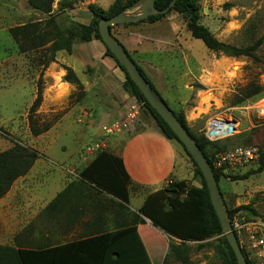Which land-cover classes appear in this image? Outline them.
Masks as SVG:
<instances>
[{
  "label": "rangeland",
  "instance_id": "rangeland-1",
  "mask_svg": "<svg viewBox=\"0 0 264 264\" xmlns=\"http://www.w3.org/2000/svg\"><path fill=\"white\" fill-rule=\"evenodd\" d=\"M114 1L97 0L94 3L107 10ZM195 1L200 15L199 23L207 27L217 40L239 48L256 44L255 54L260 61H264V0ZM89 3L93 2L76 1L71 8L61 12L57 10L58 4L57 7L52 6L51 13L64 37L70 34L73 38L71 52L63 49L55 51L50 61H47L50 55L47 47L50 43L43 48L20 52L9 34L11 27L45 20L48 18L47 13L37 11L22 1L13 2L14 7L0 6V152L17 143L31 147L40 154L27 176L22 182L16 181L14 192L8 195L12 203L17 201V191L26 188L39 197L38 203L47 204L74 181L80 169L91 160L92 157L85 158L84 150L91 141L101 135L102 125L123 117L134 102L140 106L135 120L123 131L111 136L107 149L113 151L110 143L114 145L117 137L133 131V126H156L146 109L123 89L124 72L112 58L105 55L103 44L80 42L74 37L78 29L77 24H88L92 19V14L87 8ZM138 7L126 11V14L137 13ZM165 17L160 24L146 27L145 30L147 36L155 38L151 42L152 45L160 47L164 52L160 62L161 70L150 71L159 85L162 98L170 105L165 94L168 90L175 94L178 102L185 101L184 112L193 110L189 115L190 119L196 117L193 112L197 113V116L199 113H206L207 116L194 123L190 122V129L196 136L201 133L204 135L208 122L215 123L218 119L235 121L232 134L219 138L217 144L208 146L212 159L215 154L236 147L254 146L259 150L263 149L264 114L257 109V105H264L262 62L246 56L231 57L221 51L208 50L201 40L190 35L186 26V14L172 10ZM169 27H173L175 31L172 32ZM124 28L127 29V25H113L111 33L127 46L128 53L132 54L131 57L137 62V55L132 47L139 42V37H130L129 33L122 30ZM160 37L161 43L156 41V38ZM65 68L73 71L79 85L66 81L71 84L70 91L62 97L58 96L60 98H55L51 95L50 74L54 75V70L57 69L64 70L66 74ZM161 71L171 79H164ZM247 86L249 90L258 86L260 90L258 94L239 102L243 97L242 90ZM38 91L41 92V102L31 111L30 107ZM203 98H207V101L202 106L200 103ZM204 109L206 111H203ZM29 120L34 121L38 128L44 125H48V128L34 135ZM223 144L226 145V150L216 149ZM181 151L184 153L182 149ZM256 161L252 160L235 169H226L223 173L241 175L255 168ZM187 163L182 172V181L189 186H199L200 182L193 173L192 163L189 160ZM69 169H74L73 174L68 172ZM219 188L227 210L240 206L248 207L237 211L245 217H258L264 221V169L244 180H221ZM139 202V196L132 197L128 206L137 209ZM29 219H32L31 216L25 218L24 222L31 223L32 220L28 222ZM42 219L41 230L36 228L30 231L32 240L37 230L41 235L42 244L47 245L81 237L80 230L74 226L67 227L62 221L52 225ZM113 222V218H110L106 229L116 227ZM1 226L0 239L10 242V237L15 231H7L6 217ZM138 232L144 240L151 264H181L173 259L168 251L169 245L176 242L175 237L160 232L147 221L138 225ZM218 237L209 238L200 244L189 243L187 264H224L214 250ZM246 244L247 242L240 246L246 256L254 264H264Z\"/></svg>",
  "mask_w": 264,
  "mask_h": 264
},
{
  "label": "trees",
  "instance_id": "trees-1",
  "mask_svg": "<svg viewBox=\"0 0 264 264\" xmlns=\"http://www.w3.org/2000/svg\"><path fill=\"white\" fill-rule=\"evenodd\" d=\"M53 1L27 0L31 8L47 13L48 18L15 25L9 29V34L15 41L18 51L27 52L36 48H43L50 43L47 47L50 53L47 61L52 60L55 51L63 49L69 53L71 52V39L73 37L70 34H68V37H64L62 29L55 22L51 13ZM76 1L82 0H59L58 12L71 8ZM140 1L125 0L122 2V0H115L107 10L89 3L87 8L92 14V19L88 24L78 23V29L74 33V37L80 42L98 40L103 44L98 31L99 19L128 10L133 6H137ZM171 1L155 0L154 5L157 10L162 11ZM172 10L180 14H186V26L190 35L195 39L201 40L208 50L221 51L231 57L246 56L254 61L262 62L264 67V61H260L255 54L256 44L243 48L225 44L217 40L207 27L200 24V15L195 0H174L173 5L165 13H154L145 19L125 23L124 25L130 26L145 22L154 23L164 18ZM112 26H110V30ZM103 46L105 47L104 44ZM105 55L112 58L124 72L123 89L146 109L160 132L167 139L175 140L182 147L193 165V173L198 177L200 185L189 186L182 180H170L165 187L149 193L141 207L133 212L128 207V192L131 181L122 157L112 154L108 149L99 150L80 169L78 177L71 181L43 209L46 219H54L57 224L62 221L67 227H72L73 222H76L74 221L75 216L77 218L81 214L82 211L80 213L77 212L78 206H83V208H86L85 210H89V219L83 223L80 231L81 237L58 244H41L35 248L15 249L13 246L0 245V264H151L145 245L137 230V225L142 222L145 223L147 218L150 220V226L176 238V242L169 245L168 251L173 256V259L179 263L187 264L189 262V243L199 242L200 244L209 238L219 236L214 246L216 254L222 258L224 264H237L236 258L222 234L218 218L210 203L205 180L198 166L174 132L150 106L125 69L106 47ZM128 55L131 57L129 53ZM132 60L134 61L133 58ZM135 64L153 92L163 99L147 74L136 62ZM65 69L66 74L63 76V80L79 85V81L73 71L69 68ZM259 90L258 86L251 90L247 86L242 90L243 97L239 99V102L243 101L244 98H250L258 94ZM40 102L41 92L38 91L30 110L33 111ZM165 104L172 110L177 120L201 149L211 166L218 186L221 180H244L251 174L262 172L264 169V148L259 150L255 168L241 175H228L224 174L222 169H215L212 165L211 152L208 150V146L217 144L218 139L215 140V143L214 141H209L203 133L196 136L188 126L183 111H175L166 102ZM29 124L34 135L40 134L48 128V125L38 128L32 120H29ZM216 149L219 151L226 150V145L223 144ZM39 157L40 154L35 149L17 143L0 152V198L9 191L17 178L27 174ZM219 194L222 198L220 188ZM82 198L85 200L84 203L81 201ZM222 201L228 220L232 213L242 208H248L240 206L233 210H227L223 198ZM104 210L109 211L116 218H120L126 213L129 216L126 218H124L125 216L122 217L114 229L107 230L103 224H107L110 218L103 215ZM252 212L255 213L254 211ZM114 217L113 220L115 219L117 222ZM21 233L15 235V242L17 239H25L23 234L26 233ZM20 235L22 236L20 237ZM242 252L245 255L247 264H254L246 256L244 249H242Z\"/></svg>",
  "mask_w": 264,
  "mask_h": 264
},
{
  "label": "crops",
  "instance_id": "crops-1",
  "mask_svg": "<svg viewBox=\"0 0 264 264\" xmlns=\"http://www.w3.org/2000/svg\"><path fill=\"white\" fill-rule=\"evenodd\" d=\"M16 1H22L24 3H27V0H0V6L14 7L13 2ZM91 1L93 3L97 2V0H91ZM57 4H58V0H56L55 3L53 2L52 6L57 7ZM166 18L167 17H165V19ZM163 19L164 18L154 23L145 22V23H139L137 25H130L127 26V29L125 28L122 29L124 32L129 33L130 37L133 38L139 37V42L135 43L133 45L134 47H132L133 52H135V54L137 55L136 63L143 69V71L153 82L159 94L161 93V91L159 90V85L153 79L152 73L150 71L158 72L161 70L162 65L160 64V62H161V57L164 55V52L161 51L160 47H156V46L154 47L152 45L151 42L154 41L155 38L154 37L152 38L151 36H147L145 34V30L147 29L146 27H153L156 24H160V21H162ZM169 28L172 32L175 31L173 27L172 28L169 27ZM116 39L118 38L116 37ZM118 41L120 40L118 39ZM156 41L161 43L162 38L161 37L156 38ZM91 42L101 43L98 40H92ZM120 43L123 45L125 50L129 52L127 46L121 41ZM150 45L153 48L150 47ZM64 74L65 71L62 69L54 70V75L50 74V77L52 79L51 95L52 96L54 95L55 98H60L64 96V94H67V91H70L69 88L71 84L62 80ZM163 74H164L163 77L164 79L166 80L168 78L171 79L168 75H166V73L161 71V76H163ZM165 94L171 106L164 98L163 100L173 110L183 111L186 122L189 125V127H190V122L194 123L200 118L207 116L205 112L199 113L198 116L197 113L193 112V114L196 115V117L190 119L189 115L193 110H189L186 113L184 112L183 109H185V101L178 102L175 99V94H173L168 90L165 91ZM116 141L117 142L114 145L113 143H110V147L112 146L113 149L111 153L116 156L122 157L125 168L129 174L131 181L128 192L129 200L132 197L139 196L140 198V202L137 206V209H133L130 206H128L131 211L138 210L141 207L145 197L149 193L163 188L164 186L167 185V183L170 180H176V181L183 180L182 172L184 167L187 166L188 164L187 162L189 159H187L188 157L184 151H183L184 153H182L181 151L182 147L175 140L167 139L160 132L157 126H155V128L148 125H146L145 128H140V127L138 128V126H133V131H129L124 135H120L119 137L116 138ZM29 172L30 170L27 172V174ZM27 174L17 178L12 184L9 191L3 197L0 198V236L2 229L1 225L5 217H6L7 231H9L10 233H13L15 231V233L12 234L10 237V242H4L0 239L1 246H13L15 247V249L35 248L42 244V238L39 233V230H41V227L43 225L42 218H44L45 220L44 222L48 221V223H51L52 225L57 224L54 219L50 218L48 220L44 217L43 214V209L57 195H55L47 204L41 205L40 203H38L39 197L36 196V194L27 191L26 188L23 189L21 188L17 191L19 192L17 194V199H15L17 201L14 203L9 201L8 195L11 192H14L13 187L15 186L16 181L20 180V182H22V180L27 176ZM133 187L135 188L133 189ZM81 201L82 203H84L85 201L84 198H82ZM85 209L86 208H83V206L77 207V212L79 213L80 211L82 212L81 214L78 213L79 216L77 218L75 216L74 221L76 222H73V224L71 225L74 226L75 229L80 231L82 230L83 223L89 219L88 216L90 212L89 210H85ZM103 215L108 216L109 218L114 217V215L113 214L111 215V213L107 210L103 211ZM30 216L32 219H29L28 222L32 220L31 223H25L24 219ZM128 216L129 215L126 213L125 215H122L120 218L114 217L117 219V222L114 219L113 223L117 224L119 220L122 219V217L126 218ZM103 226L107 228L108 222L107 224H103ZM36 228H39V230H37V232L35 231V235H33V240H32L30 236L31 233L30 231L36 230ZM114 228L115 226L110 229H114ZM137 230H138V225H137ZM21 232L26 233L24 235L26 239L24 238L17 239L15 242L14 241L15 235ZM141 239L142 242L144 243L142 237Z\"/></svg>",
  "mask_w": 264,
  "mask_h": 264
},
{
  "label": "water",
  "instance_id": "water-1",
  "mask_svg": "<svg viewBox=\"0 0 264 264\" xmlns=\"http://www.w3.org/2000/svg\"><path fill=\"white\" fill-rule=\"evenodd\" d=\"M154 1L155 0H141L137 5L139 6V11L137 13H133L132 15L126 14V11L132 10L135 6L109 17H101L98 21V31L101 37V41L103 42L105 47L114 55L120 65L125 69L130 79L138 87L150 106L160 115V117L174 132L178 140L184 145L186 151L198 166L205 180L210 203L218 218L222 234L224 235L229 247L231 248L236 258L237 264H247L246 258L237 241L236 235L231 229L230 222L227 219L226 210L223 205L222 198L219 194V186L214 177L210 164L208 163L199 146L195 143L187 130L177 120L172 110L165 104L163 99L158 97L153 92V90L147 84L146 80L137 68L135 62L128 55L123 45L111 33L110 26L112 25L136 22L158 12L165 13L173 5L174 2V0H172L164 10L159 11L156 9ZM213 124H221L216 129L211 127L209 131V133L215 138V140L227 137L235 130L234 120L218 119V121ZM147 220L149 219L147 218Z\"/></svg>",
  "mask_w": 264,
  "mask_h": 264
},
{
  "label": "built area",
  "instance_id": "built-area-1",
  "mask_svg": "<svg viewBox=\"0 0 264 264\" xmlns=\"http://www.w3.org/2000/svg\"><path fill=\"white\" fill-rule=\"evenodd\" d=\"M139 108V104L134 102L123 117L104 124L101 127V135L85 147V158L93 157L97 151L107 149L111 136L127 128L135 120L139 113ZM210 129H204V136L209 140H215L209 133ZM258 154L259 149L254 146L236 147L215 154L212 159V165L215 169H235L257 159ZM68 172L73 174L74 169H69ZM229 222L239 245L242 246L247 242V248L252 250L256 257L264 263V221L258 217H245V215L237 211L232 213Z\"/></svg>",
  "mask_w": 264,
  "mask_h": 264
},
{
  "label": "bare ground",
  "instance_id": "bare-ground-1",
  "mask_svg": "<svg viewBox=\"0 0 264 264\" xmlns=\"http://www.w3.org/2000/svg\"><path fill=\"white\" fill-rule=\"evenodd\" d=\"M64 93V92H63ZM207 98H203L202 100H201V103H200V105H204L205 104V102L207 101L206 100ZM258 107H257V109L260 111V113H262V114H264V105H261V104H259V105H257ZM203 111H206L205 109L203 110ZM221 124H219V125H214L213 123H210V122H208L207 123V129L208 128H214V129H216L217 127H219ZM147 220V219H146ZM147 222L148 223H150V220H147ZM162 233H164L163 231H161Z\"/></svg>",
  "mask_w": 264,
  "mask_h": 264
}]
</instances>
